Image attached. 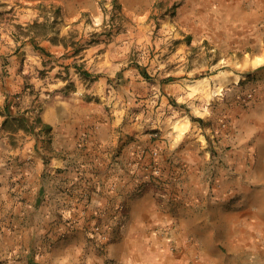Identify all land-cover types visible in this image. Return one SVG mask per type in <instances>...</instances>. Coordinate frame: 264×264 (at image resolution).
<instances>
[{
    "label": "rangeland",
    "instance_id": "rangeland-1",
    "mask_svg": "<svg viewBox=\"0 0 264 264\" xmlns=\"http://www.w3.org/2000/svg\"><path fill=\"white\" fill-rule=\"evenodd\" d=\"M26 43L40 68L22 73L21 91L5 97L10 57ZM1 82L3 145L26 152L18 165L29 170L19 189L10 181L12 201L0 203V264H116L106 251L115 222L106 220L110 208L115 215L125 208L115 197L102 211L95 202L118 187L107 192L108 174L98 184L97 173L54 166L70 150L47 123L48 101L67 106L66 95L81 91L85 105L102 106L117 132L133 134V148L144 146L135 173L153 186V177L181 182L185 165L164 156L181 142L176 120L188 118L203 136L208 197L237 200L242 109L264 102V0H0ZM153 163L159 176L147 171ZM163 166L176 176L163 181Z\"/></svg>",
    "mask_w": 264,
    "mask_h": 264
},
{
    "label": "crops",
    "instance_id": "crops-1",
    "mask_svg": "<svg viewBox=\"0 0 264 264\" xmlns=\"http://www.w3.org/2000/svg\"><path fill=\"white\" fill-rule=\"evenodd\" d=\"M21 51L10 57L13 74L5 83V97L21 91L18 78L22 73H34L40 68L42 59L28 43ZM14 78L18 79L17 85L11 81ZM81 93L72 91L66 95L67 106L54 96L48 101L47 123L55 125L58 134L64 135L63 141L70 150L67 156L54 158V166L62 165L69 171L76 166L88 175L97 173L99 176H91L98 184L100 179L104 180L102 174H108L107 192L112 185L118 187L110 195H99L95 202L98 211H102L107 207V199L115 197L113 204L122 203L125 208L117 215L110 208L106 220L119 224H112V240L106 245L116 264H264V102L248 111L242 109V160L238 151L233 158L238 161L237 166L242 164V185L237 184L240 180L235 182L241 197L230 201L225 196L208 197L202 135L194 130L188 118L176 120L175 127L182 131L181 142L175 143V151L164 156L185 165L182 180L173 186L171 182L151 177L155 187L150 185V178L135 173L144 146L133 148L129 140L133 134L117 132L118 120L102 116V106L85 105ZM3 104L4 100L0 99V105ZM58 109H63V117L58 116ZM67 112L71 113L69 117ZM76 127L78 133L74 135ZM86 127L90 130L94 127L95 131L88 132ZM60 128L65 130L62 132ZM6 139L7 134L0 135V203L3 205L12 201L7 192L12 187L10 181L15 183L14 189H19L18 181L29 170L18 165L28 154L3 145ZM80 140L87 149L81 153L79 149L78 155L74 150ZM75 155H78L76 159ZM163 169V181L176 176L178 171L175 167L163 166Z\"/></svg>",
    "mask_w": 264,
    "mask_h": 264
},
{
    "label": "built area",
    "instance_id": "built-area-1",
    "mask_svg": "<svg viewBox=\"0 0 264 264\" xmlns=\"http://www.w3.org/2000/svg\"><path fill=\"white\" fill-rule=\"evenodd\" d=\"M148 172L152 173L155 176H159L160 175V168L158 166L157 163H153L148 169Z\"/></svg>",
    "mask_w": 264,
    "mask_h": 264
},
{
    "label": "trees",
    "instance_id": "trees-1",
    "mask_svg": "<svg viewBox=\"0 0 264 264\" xmlns=\"http://www.w3.org/2000/svg\"><path fill=\"white\" fill-rule=\"evenodd\" d=\"M36 25H37L38 27H41V28L44 26V28H45V25H39V24H36ZM44 35H46V34H44ZM52 43L55 44V42H53V41H52ZM36 49H37V46H36ZM38 49L43 50V48H39V47H38ZM190 118H191L192 121H195V120L200 121V122L203 121L201 118H193V117H190Z\"/></svg>",
    "mask_w": 264,
    "mask_h": 264
},
{
    "label": "bare ground",
    "instance_id": "bare-ground-1",
    "mask_svg": "<svg viewBox=\"0 0 264 264\" xmlns=\"http://www.w3.org/2000/svg\"><path fill=\"white\" fill-rule=\"evenodd\" d=\"M242 16V15H241ZM260 61V60H259ZM222 85V84H221ZM222 88L221 87H219V88H217V91L215 92V95L216 96H218V95H220V93H221V91L223 90H221Z\"/></svg>",
    "mask_w": 264,
    "mask_h": 264
}]
</instances>
